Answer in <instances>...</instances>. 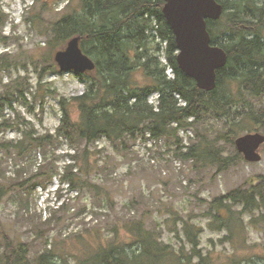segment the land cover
Segmentation results:
<instances>
[{"label":"rangeland","instance_id":"rangeland-1","mask_svg":"<svg viewBox=\"0 0 264 264\" xmlns=\"http://www.w3.org/2000/svg\"><path fill=\"white\" fill-rule=\"evenodd\" d=\"M80 3L81 0L0 1V96L9 91L12 101L0 114V123L28 122L38 133L54 135L62 119L61 97L71 98L86 91L79 74L60 72L54 62V53L65 49L68 41L63 47L51 43L53 25L79 10ZM168 73L171 77V70ZM133 80L141 87L148 84L141 70L134 73ZM15 83L23 84L24 97L12 91ZM39 84L42 90L37 92ZM44 89L50 90L47 95ZM248 98L255 109L264 103ZM156 100L157 94L149 98L150 103L156 104ZM71 109L75 114V109ZM245 112H233L229 123L234 118L237 123L248 117ZM259 121L246 118L238 136L264 134V122ZM226 130L221 120L213 122L208 133L217 140ZM179 136L182 146H189L194 130H182ZM21 139L20 132L12 128L0 134V141L17 144ZM218 146L225 157L238 153L226 141H220ZM177 148L174 141L149 135L119 148L107 139L98 140L89 147L91 174L79 190L62 185L57 176L73 163L68 155H74V150L68 141L23 157H10L0 150V250L3 237L7 236L30 246L33 264L39 255L49 251L53 252L54 261L75 264L113 240L127 245L128 251L134 253L138 245L129 229L143 222L164 245L188 255L193 251L185 227L201 229L199 249L206 264H264V212L246 214L243 206L234 205L232 234L212 229L215 220L208 215L210 203L216 198L264 175V145L261 162L243 160L222 173L182 160L176 155ZM46 160L56 161L52 182L32 188L35 180L23 189L17 187V174L24 172L28 179ZM64 202L67 209L49 224L52 212ZM165 263L171 264L170 259Z\"/></svg>","mask_w":264,"mask_h":264},{"label":"trees","instance_id":"trees-1","mask_svg":"<svg viewBox=\"0 0 264 264\" xmlns=\"http://www.w3.org/2000/svg\"><path fill=\"white\" fill-rule=\"evenodd\" d=\"M216 1L224 12L221 19L207 22L208 31L212 45L223 48L228 61L217 71L215 90L207 92L199 89L195 80L179 67L176 39L162 11L164 0H81L79 10L68 13L53 25L51 43L63 47L70 39L80 37L83 52L97 66L93 73L77 75L86 83V91L71 98L61 97L62 119L54 135L49 132L42 135L28 122L8 125L4 120L0 123V134L12 128L20 132L22 139L17 144L0 141V150L10 157L14 154L23 157L37 149L46 152L62 140L68 141L74 150V155H68L73 163L66 165L57 176L62 185L72 190L82 189L89 179V147L101 139H107L117 148L127 147L130 142L148 135L157 140L174 141L178 147L176 155L182 160L203 168H216L218 173L242 162L241 154L225 157L218 145L223 140L235 146L246 118L264 122V103L255 109L248 102V97L264 102V0ZM0 20H3L1 16ZM137 70L143 72L147 85L141 87L133 80ZM23 87L15 83L12 91L24 97ZM39 88L37 92L42 90L41 84ZM49 91L44 89L46 95ZM154 94H157L156 104L149 101ZM6 103L12 105L9 91L0 96V114ZM244 110L248 117L237 123L234 118L229 123L231 117ZM221 120L227 130L213 140L208 131L213 122ZM189 129L194 130L195 137L190 139L189 146H182L179 133ZM55 163L46 160L28 179L20 172L17 187L23 189L35 180L32 188L52 182L57 170ZM245 185L210 203L208 215L215 220L212 229L232 234L234 205L243 206L246 214L256 210L264 212V175ZM66 209L64 202L52 212L48 223L54 222ZM261 217L264 219V213ZM137 224L129 229L138 245L136 252L130 253L127 245L113 240L75 264H167L168 259L171 264H206L199 249L201 229L185 227L193 251L188 255L164 245L145 223ZM2 243L0 264H33L27 243L7 236ZM55 259L49 251L39 255L34 264H63Z\"/></svg>","mask_w":264,"mask_h":264},{"label":"water","instance_id":"water-1","mask_svg":"<svg viewBox=\"0 0 264 264\" xmlns=\"http://www.w3.org/2000/svg\"><path fill=\"white\" fill-rule=\"evenodd\" d=\"M163 14L171 27L178 48L180 69L207 92L217 87V71L226 66V51L213 46L208 21L221 19L224 8L216 0H164ZM54 62L63 73L89 74L96 71L95 61L85 54L80 37H74L65 49L54 53ZM264 134L247 133L235 140V147L248 163L262 160Z\"/></svg>","mask_w":264,"mask_h":264},{"label":"flooded vegetation","instance_id":"flooded-vegetation-1","mask_svg":"<svg viewBox=\"0 0 264 264\" xmlns=\"http://www.w3.org/2000/svg\"><path fill=\"white\" fill-rule=\"evenodd\" d=\"M262 148V147H261Z\"/></svg>","mask_w":264,"mask_h":264}]
</instances>
